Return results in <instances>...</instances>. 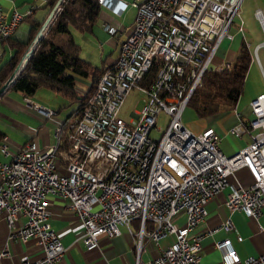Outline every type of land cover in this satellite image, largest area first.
I'll use <instances>...</instances> for the list:
<instances>
[{"label":"built area","instance_id":"2783aa9c","mask_svg":"<svg viewBox=\"0 0 264 264\" xmlns=\"http://www.w3.org/2000/svg\"><path fill=\"white\" fill-rule=\"evenodd\" d=\"M97 2L116 17L134 8L132 26L80 115L64 127L57 125V145L39 150L28 143L8 162H0V216L8 239L32 242L41 249L39 259L23 256L21 264L60 261L65 247L48 225L47 197L55 196L65 200L81 222L87 249L96 248L101 236L117 237L120 227L137 221L134 264H198L200 238L195 230L205 219L209 200L229 187L224 204L230 217L217 227L226 232L234 229L231 216L236 212L256 220L264 208V92L249 103L251 118L246 121L238 103L233 107V124L226 134L248 141L231 156L220 150V137L213 128L193 132L182 121L187 102L222 41L243 36V0ZM254 16L264 34L262 11L255 10ZM23 17L14 11L6 20L0 7V55L1 44ZM104 30L117 32L108 24ZM154 62L159 64L155 78L143 86ZM5 82L0 81V87ZM132 90L143 94V105L124 121L120 108ZM24 103L45 120L56 114L30 97H24ZM161 113L167 116L166 125L154 139ZM0 152L10 153L5 139L0 141ZM240 171L246 172L248 183L237 177ZM179 217L184 219L180 227L174 224ZM169 235L175 242L155 258H146V242L159 247ZM215 247L229 264L239 263L229 240L216 242ZM4 256L8 254L1 252L0 258ZM244 263L264 264V255Z\"/></svg>","mask_w":264,"mask_h":264},{"label":"crops","instance_id":"0c3cea01","mask_svg":"<svg viewBox=\"0 0 264 264\" xmlns=\"http://www.w3.org/2000/svg\"><path fill=\"white\" fill-rule=\"evenodd\" d=\"M122 1L130 2V0ZM0 7L6 20H9L14 11L24 16L11 37L1 44V67L9 61L15 52V48H12L11 42H26L30 36V32L46 19L48 7L47 0H0ZM131 9L134 8L131 7ZM103 10L109 12L106 9ZM100 15L101 11L99 13ZM100 17L104 21V26L106 24L110 25L109 22H106L108 16H106L105 12ZM114 17L123 18L119 20L120 22L116 21L114 23L117 30L114 35L110 34V36H107L104 26L102 30L97 28L95 32L93 26L91 33H84L87 34L85 44L89 45L87 53H83L84 47L78 43L80 46V58L88 62L90 66L92 64L90 56L92 54L97 55L100 66H96L94 69L110 67L114 63L119 44L125 39L128 30L132 26L135 11L131 12L130 17L126 14L122 17ZM243 36L235 35L232 42L227 40L222 41V48L218 54L220 57H223L224 61H220L215 65H229L230 63L228 61L233 62L235 60L239 43L244 41ZM247 46L249 48V44ZM257 47H264V37L257 44ZM96 50L99 51V54L96 53ZM261 56L264 60V49H261ZM92 79H94L92 75H90V78L89 75L82 78L76 77L75 91L79 98L84 97ZM39 89L45 88L41 87ZM245 89L246 93L244 92ZM11 91L10 89L6 90L0 97V141L3 139L6 140L10 152L8 156H4L0 152V162L9 161L12 154L28 143L35 144L39 150L57 145L58 139L55 133L57 125L64 127L66 122L73 121L72 119L75 118L74 114H72L74 110L71 112L68 110V107L73 101L69 104L67 102L68 99L54 92L47 90L48 93L40 95L39 97H36L37 92H35L30 97L32 102L55 111L56 114L52 119L45 120L28 108L24 103V96L22 94L12 91L16 96L9 95L8 92ZM263 92L264 72L262 65L259 59L255 62L251 59L245 76L243 92L237 104L244 121L251 118L249 103ZM79 98L75 100L78 103V108L80 104ZM186 111L185 109L184 115L186 116L187 114V116L184 120H187L188 116H193L197 119L191 112L186 113ZM197 120L199 121L196 124H192L193 130L190 126L187 127L193 132L194 130L200 132L206 128H213L220 137L219 148L226 156L235 154L247 144V139L229 138V135L226 134V128L217 127V125L221 126L226 121H231V113L223 115L217 121H215V118ZM236 175L241 181L248 183L249 178L245 171H240ZM233 182V180H230L231 184ZM229 192V187L225 188L205 205V219L195 230V235L200 238V258L198 264H229L224 257V253L215 247L216 242L224 239L230 241L232 249L235 250L240 259V262L236 264H245L244 262L248 258L264 255V208L261 209L260 216L256 220L246 216L243 212H236L231 216V221L234 226L232 231L226 232L222 228H217L230 217L224 204ZM47 203L50 212L48 220L49 228L57 234L65 247L63 258L55 264H134V241L138 232L137 221L130 222L128 227H120V236L113 238L101 236L98 246L90 250L82 242L83 226L69 210L68 203L55 196H48ZM176 222L183 224L184 219L179 217ZM214 229H216V232H211ZM8 233L6 223L0 216V253L5 252L8 254V257L4 256L0 258V264H21L20 259L23 256H27L29 260H37L41 257L42 251L34 243L28 242L22 244L16 239L9 240ZM174 242L175 238L173 235L162 239L159 247H156L150 242H146V258H155L162 249H165Z\"/></svg>","mask_w":264,"mask_h":264},{"label":"trees","instance_id":"16d2710c","mask_svg":"<svg viewBox=\"0 0 264 264\" xmlns=\"http://www.w3.org/2000/svg\"><path fill=\"white\" fill-rule=\"evenodd\" d=\"M56 1L47 0L48 13ZM101 9L97 0H66L31 59L25 61L22 66L24 70L11 85L10 90L19 92L24 97H31L42 87L65 99L75 101L79 98L75 91L76 77H87L90 74L94 79L84 97L79 98V108L72 112L74 116H79L95 89L98 77L108 67L93 69L88 62L81 59L80 46L70 29L81 34L91 33ZM40 26L41 24L30 32L26 42H11L15 52L9 61L0 67L1 83L10 77ZM250 63L249 48L244 41H241L232 64L205 71L200 85L187 102L186 110L189 109L197 119L201 120L211 119L222 112L232 110L242 95ZM158 67L159 64L154 62L142 81L143 86L153 81ZM60 141H64L63 136ZM59 146L63 147L64 144Z\"/></svg>","mask_w":264,"mask_h":264},{"label":"rangeland","instance_id":"374dc122","mask_svg":"<svg viewBox=\"0 0 264 264\" xmlns=\"http://www.w3.org/2000/svg\"><path fill=\"white\" fill-rule=\"evenodd\" d=\"M103 9L104 8L101 9V15L103 12H105L106 16H108V18L106 19V22H109L110 25L113 28H115L116 25L114 23L116 21L120 22L119 20H121L123 18H115L111 13L106 12ZM255 10H261L263 13V18H264V0H243L242 6L240 9V17L242 18V20L244 22V36H243V38H244L245 43L249 44V50L251 53L252 61L255 62L257 59H259L261 65H262L263 72H264V60L261 56V49H264V47H257V44L263 39L264 36H262L263 35L262 29L260 28V25L254 16ZM134 11L135 10L131 9V7H130L125 12V14L128 17H130L131 12H134ZM100 16H99L96 24L94 25V28H95L94 31L95 32H96L97 28L102 30V28L104 26L103 25L104 21L101 19ZM235 22L236 23L238 22V18L235 19ZM70 30H71L73 37H75L74 39L76 40V42L84 47L83 53H87V48L89 46V45L85 44L86 43L85 38H86L87 34L78 33L76 31H74L73 29H70ZM231 32H234V31L232 30ZM106 35L110 36L109 33H107ZM221 44H220L212 62H211V64L209 65V69H212V70L217 69L218 67H216V66H218V65H215V64L220 62V61H224L223 57H220V55L218 54V52L222 48ZM96 53L99 54V51L96 50ZM257 55H258V57H257ZM90 57H91L90 61L92 63L91 67L93 69L96 66H100V61L97 59V55L92 54ZM228 63L232 64L233 62L228 61ZM89 78H90V74H89ZM243 88H244V86H243ZM36 92H37L36 97H39L40 95H44V94L48 93V91L45 89H38ZM244 92L246 93V89ZM8 94L16 96L15 93L12 91L8 92ZM19 98H20V95H19ZM143 99H144V96L140 91H138V90L130 91L125 97V100L123 102L124 105L122 104V106L120 108L119 117L124 121H128L130 119L131 113L138 112L141 109V107L143 105ZM67 102L70 104V102H72V101L67 100ZM77 108H78V103L76 101L75 102L73 101L71 103V105L68 107V110H69V112H71L72 110H75ZM237 108H238V112L241 113L239 110L240 108L238 106H237ZM242 108H243V106H242ZM48 109H50V108H48ZM51 110H53V109H51ZM189 112H191V111L189 109H187L186 113H189ZM231 112H232V110H230L228 112L225 111V113L222 112L220 115L214 117L215 121L219 120V118H221L223 115H225L227 113H231ZM186 116H187V114H186ZM186 116L183 114L182 121L186 127L190 126L193 130L192 124H196L199 120L195 119L193 116H188L187 120H184L186 118ZM166 120H167V116L164 113H161L158 116L156 129L153 130V132H152V136L154 139H158L159 136L161 135V131H163L165 128ZM232 124H233L232 120L231 121L229 120V121L224 122L221 126L217 125V127H219V128L224 127L227 129ZM157 130H159V132H157ZM194 132H196V131L194 130ZM229 138H233V137L229 136ZM174 224L178 227H180L182 225L176 221L174 222Z\"/></svg>","mask_w":264,"mask_h":264},{"label":"water","instance_id":"95a60500","mask_svg":"<svg viewBox=\"0 0 264 264\" xmlns=\"http://www.w3.org/2000/svg\"><path fill=\"white\" fill-rule=\"evenodd\" d=\"M66 0H57L55 5L53 6V8L51 9V11L48 13L46 19L44 20V22L41 24L40 28L38 29L35 37L33 38V40L31 41L27 51L23 54V56L21 57L20 61L18 62L17 66L15 67V69L13 70L12 74L10 75V77L6 80V82L3 84V86L0 87V97L2 96V94L7 90V87H11V85L15 82L16 78L19 76V74L21 72H19L20 67L22 66V64L28 59L30 60L33 53L35 52L39 42L41 41V39L43 38V36L45 35L47 29L49 28V26L51 25V23L53 22L55 16L58 14V12L60 11L62 5L64 4ZM26 67V66H25ZM24 67V68H25ZM24 70V69H23ZM22 70V71H23Z\"/></svg>","mask_w":264,"mask_h":264},{"label":"bare ground","instance_id":"6f19581e","mask_svg":"<svg viewBox=\"0 0 264 264\" xmlns=\"http://www.w3.org/2000/svg\"><path fill=\"white\" fill-rule=\"evenodd\" d=\"M24 63H25V62H24ZM24 63L22 64V66L24 65ZM22 66L20 67L19 72H22V70H23V69H22ZM123 105H124V104H123ZM71 119H72V118H71ZM72 120H73V119H72ZM7 162H8V161H7ZM83 229H84V228H83ZM120 235H121V234H120ZM120 235H119V236H120ZM112 238H113V237H112ZM59 239H60V238H59ZM62 245H63V244H62ZM234 251H235V250H234ZM235 253H236V252H235ZM236 255H237V254H236ZM237 256H238V255H237ZM239 262H240V259H239Z\"/></svg>","mask_w":264,"mask_h":264}]
</instances>
